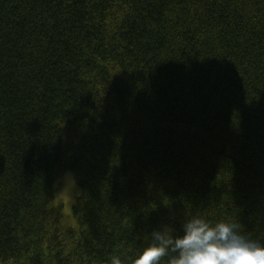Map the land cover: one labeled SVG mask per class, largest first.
Masks as SVG:
<instances>
[{"label": "trees", "instance_id": "16d2710c", "mask_svg": "<svg viewBox=\"0 0 264 264\" xmlns=\"http://www.w3.org/2000/svg\"><path fill=\"white\" fill-rule=\"evenodd\" d=\"M192 215L264 242V0H0V264H133Z\"/></svg>", "mask_w": 264, "mask_h": 264}, {"label": "clouds", "instance_id": "9594fccd", "mask_svg": "<svg viewBox=\"0 0 264 264\" xmlns=\"http://www.w3.org/2000/svg\"><path fill=\"white\" fill-rule=\"evenodd\" d=\"M133 264H264V242L246 233L237 220L192 215L183 222L182 234L170 225L154 229Z\"/></svg>", "mask_w": 264, "mask_h": 264}, {"label": "rangeland", "instance_id": "374dc122", "mask_svg": "<svg viewBox=\"0 0 264 264\" xmlns=\"http://www.w3.org/2000/svg\"><path fill=\"white\" fill-rule=\"evenodd\" d=\"M66 174H69V178H68V181L66 182V183H71V186L69 187V188H67L63 193L65 194H63L62 196L64 197V199H66L65 200V203H64V205H65V209L67 210V211H70L71 210V208H72V206H73V204H74V202H75V199H76V197L78 196V189H77V187H76V194L73 196L72 194H71V196L73 197V198H71L70 197V195H69V191L72 189V187H74L72 184V179L70 178V176L72 177V178H74L72 175V172H68V173H66ZM65 183V185H64V188H66V184ZM76 185V184H75ZM62 197V198H63Z\"/></svg>", "mask_w": 264, "mask_h": 264}]
</instances>
